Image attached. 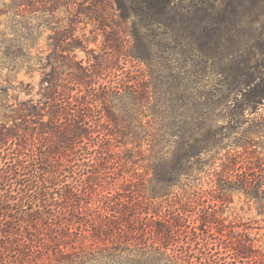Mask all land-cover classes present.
<instances>
[{"label": "trees", "instance_id": "16d2710c", "mask_svg": "<svg viewBox=\"0 0 264 264\" xmlns=\"http://www.w3.org/2000/svg\"><path fill=\"white\" fill-rule=\"evenodd\" d=\"M89 1L90 6L85 8L92 9L91 13L100 18L111 12L124 22L131 21L127 28L132 36V48L127 55L148 62L151 69L157 67L158 57L166 59L167 87L159 96L161 81L155 76L151 77L152 90L148 85L141 88L139 82L130 85L123 78L103 84L98 78L105 73L111 75L120 64L114 58L97 57L94 64L73 67L77 69L76 73L72 72L76 82L69 88L72 91L82 86L87 91L74 101L70 91L65 95L68 84L61 81L56 60L45 63L49 70L43 68L45 76L39 81V89L29 85L30 89L25 90L29 98L19 101L10 114L3 112L0 119L1 264H224L223 246L216 252L208 248L201 251L196 263L191 252L192 242L196 240L192 236H185L186 241L180 238L183 233L190 234L192 228L198 234L197 230L204 227L207 234H223L216 204L208 203L205 196H201L203 203L198 210L187 200L177 207V212L168 208L165 213L153 210L142 216V207H136L142 203L138 197L110 203V197L101 195L96 198V211L109 202L111 212L107 210L97 226L96 222H90V227L96 228V236H81L84 232H79V236H64L66 239L53 236L52 244L45 236H37L36 240L18 237L15 242L12 239L10 230L15 227L12 220L27 219L26 225L21 226L28 227L43 216L45 209L55 208L60 202L70 210L73 206L79 213L85 209L84 203L88 202L84 199L85 177L107 178L109 171L102 175L99 167L116 166L115 161L108 163L105 156L112 153L105 145L110 142L106 131L114 116L108 98L125 97L126 94L120 93L124 87L136 94V98L146 97L159 120L156 134L161 155L155 167L157 180L171 182L184 175L191 176L195 160L221 146L223 138L231 137L229 134L236 130L235 125L257 120L259 124L254 128L264 126L262 117L252 119L246 113L264 102V0H190L189 4L183 0H114L115 7L110 0H83L81 5ZM62 3L64 0H13V4L6 5L19 15L39 5L44 8L42 11L53 14ZM49 38L54 40L53 55L59 54L57 57L66 55L67 51L72 53V48L77 47L65 42L68 38L65 29ZM9 53L6 49L4 55ZM181 56L184 62L177 65ZM37 61L44 67L43 60ZM33 65L27 64V73L33 70ZM152 73L155 74L153 69ZM1 89L6 91V87ZM217 109L221 111L215 114ZM47 115L49 119L45 118ZM222 115L228 120L226 125L217 122L216 118ZM18 119L48 127L52 135L44 137L46 146H39L36 137H31L29 144L19 142L27 138L23 126L15 124ZM8 120L15 121L14 125H9ZM73 164L83 167L86 174L76 179V185L65 179L66 166ZM217 175L211 181L219 188H213L212 193L222 195L226 187L234 186L264 199V167ZM136 208L140 210L134 211ZM140 220H146L145 225L136 228L134 223ZM191 221L196 225L189 228ZM154 222L157 227L152 226ZM127 233L132 236H125ZM145 234L153 235L151 240H146L148 236L143 238ZM222 245L234 252L237 262L246 259L251 261L248 264H264V249L255 247L251 241ZM6 257H10L8 261Z\"/></svg>", "mask_w": 264, "mask_h": 264}, {"label": "rangeland", "instance_id": "374dc122", "mask_svg": "<svg viewBox=\"0 0 264 264\" xmlns=\"http://www.w3.org/2000/svg\"><path fill=\"white\" fill-rule=\"evenodd\" d=\"M110 1L115 7V1ZM189 1L183 0V3L189 4ZM82 2L83 0H64V4L57 6L53 14L42 11L44 8L39 5L23 15H19L6 5L13 4V0H0V119L3 112L10 114L11 108L17 107L19 101L29 98L25 94V90L30 89L29 85L34 86L35 90L39 89V81L45 76L43 68H48L45 63L49 60L53 62L56 60L55 62L59 65L58 71L61 72L60 79L68 84L65 95L70 91L74 96V101L80 99L87 91L82 86L75 87L72 91L69 88L76 82L72 79V72L76 73L77 69L73 67H76L77 64L83 66L94 64L97 57L103 60L114 58L120 64L111 75L105 73L101 77L99 76V82L110 84L111 80L122 81L123 78V81L130 85L139 82L141 88L148 85L152 90L154 79L151 77L155 76L161 81L159 96L163 95L167 87L166 59L158 57L157 67L152 68L155 74L152 73L148 62L139 61L131 55H127L132 48V36L129 35L127 28L131 21L124 22L122 18L113 16L111 12H108L107 17L100 18L91 13L92 9L85 8V5L90 6V1L81 5ZM108 8L111 11V8ZM64 29L65 35L68 37L65 42L70 41L77 47L68 46L66 48L74 49V54L67 51L64 53L66 55L57 57L56 55L59 54L53 55L55 52L52 45L54 40L49 37L54 36L56 32L62 33ZM59 37L64 38L62 34H59ZM6 49L10 51L8 55H4ZM256 50L259 49L256 48ZM37 60H43L44 67L38 65ZM183 62L184 57L181 56L177 60V65ZM27 64H35L29 73L26 69ZM173 66L175 67V63ZM94 76L93 78H95ZM2 87H6V91H3ZM127 89L124 87L120 92L126 94L125 97L118 98L119 95H116L108 98L114 116L106 131L109 133L110 142L105 145L110 147L112 153H106L105 156L108 163L115 161L116 166L111 169L99 167V171L103 175L104 171L108 170L109 176L97 179L87 177L86 174H83V167L80 169L75 164L66 166V182L76 185L78 177L86 176L87 196L84 199L88 202L84 203L83 208L85 209L79 213L78 210H73V206L69 207L72 208L70 210L68 207H63L64 202H60L55 208L45 209L42 212L43 218L36 219L34 223L28 224V227L21 226V224L26 225L27 219L12 220L15 227L10 231L13 234L14 242L18 240V237L36 240L37 236H45L46 241L52 244L53 236L66 239L68 237L64 236H79V232H84L81 236H96V228L92 229L90 222H96L97 226L98 221L107 213V210L111 212L109 202H124V199H129L131 196L141 199L142 203L136 207H142V216L146 215V211L152 213L153 210L165 213L168 208H173L172 211L177 212V207L187 200H191L193 207L198 210L201 207L200 204L203 203L201 196H205L208 203L216 204V214L222 219L224 231L223 234L216 235L211 232L207 234L208 230L204 227L203 230H197L200 231L198 234L192 228L196 223L193 221L188 223L192 232L190 234L183 233L180 238L186 241L185 236H192L196 240L192 242V246L190 245L192 258L196 263L201 251L208 248L210 252H216L220 246H223L221 262L235 264L237 260L234 258V252L222 245H230L232 241H251L255 247L263 250L264 199L253 197L247 194L243 188L234 186L226 187V191L222 192V195L217 192L212 193L213 188L218 189L219 187L212 185L211 178L215 175L217 177L219 173H226V171L237 173L242 170H258L264 167V126L254 128L256 123L259 124L257 120L242 123L240 126L235 125L236 130L229 134L231 137L226 135L227 137L223 138L221 146L213 148L209 153L203 154L195 160L191 176L184 175L181 179L177 178L171 182L157 180L155 167L158 165L157 160L161 154L159 155L160 142L156 133L160 123L154 117L151 103L146 100V97L136 98V94ZM155 93L158 94V92ZM35 98L38 97L35 96ZM219 111L221 109H217L215 114H218ZM246 113L252 119L260 117L264 119V102L259 108L247 110ZM45 118L49 119V116L47 115ZM216 119L219 125H226L228 122L225 115ZM8 123L14 125L15 121L8 120ZM15 124L23 126L27 139H19V142L24 145L26 142L29 144L31 137H36L39 146H46L47 140L44 137L52 135L48 127L44 128L39 123L18 119ZM235 141L237 143H234ZM42 148L40 147L39 150L44 152ZM61 154H65V152L62 151ZM42 168L46 169V165H42ZM40 176L42 177L43 174ZM198 191H203V193ZM101 195L110 197V201L104 203V206L102 203L103 207L97 212V199ZM137 208L134 211L140 210ZM91 218L94 220L91 221ZM142 221L134 223V226L142 228L146 220ZM63 225L67 227H63ZM152 226L157 227L156 222ZM125 236L132 235L127 233ZM142 236L143 238L148 236L146 240L149 241V239L151 240L150 236L153 235ZM186 249L189 250V247ZM9 258L6 257V260L8 261ZM250 262L245 259L237 264ZM48 264H53V262Z\"/></svg>", "mask_w": 264, "mask_h": 264}]
</instances>
